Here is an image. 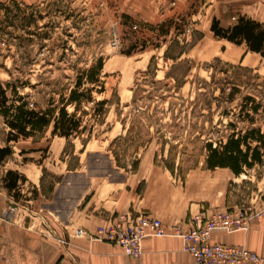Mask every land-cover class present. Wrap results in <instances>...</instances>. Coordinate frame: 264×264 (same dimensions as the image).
<instances>
[{"label":"rangeland","instance_id":"374dc122","mask_svg":"<svg viewBox=\"0 0 264 264\" xmlns=\"http://www.w3.org/2000/svg\"><path fill=\"white\" fill-rule=\"evenodd\" d=\"M13 2L18 3L22 11ZM0 3L3 5L0 6L1 82L18 79L22 83L30 82L35 88L28 87L22 91L23 94L44 107L54 87L63 89L73 85L75 67H89L103 57L106 93L95 95V98L116 103L117 95L120 102L109 107L105 123L97 127L87 145H83L81 139H74L73 145L66 147L67 141L54 136L51 129L41 138L12 144L15 155L3 167L18 171L26 179L15 193V202L20 204L21 215L26 218L28 226H32L34 233L50 237L51 228L62 234L60 222L50 210L53 208L52 194L58 184L64 183L68 172H83L94 177L112 176L115 179L114 171L120 168L115 152L122 156V166H126L121 168L124 169L122 172L134 171L130 160L124 156L125 149L131 152L129 145L122 142L113 144L116 138L126 134L117 111H124L123 118L128 117L134 108L128 105L132 104L137 85L151 81L148 67L153 58L158 69L156 80L168 84L170 92L165 94L166 101L158 97L145 101L147 105H152L148 117L162 119L164 123H172L173 119L181 117L185 124L190 123L191 128L194 127V132L188 130L185 139L174 143L169 137H172L171 131L176 133V129L159 134L156 128L152 129L155 139L139 150L137 159L154 152L156 164L180 178L204 163L205 157L199 154L201 145L193 144L194 137L204 133L202 140L210 137L216 141L219 136L226 135L227 123L235 119L233 116L222 117V113H238L242 97L260 95L256 85L264 81L263 59L255 63L259 72L253 69L244 72L233 69L238 65L212 57L214 52L221 53L224 49H228L233 57L239 54L214 39L211 32L213 19L224 15L222 0H0ZM125 15L132 21L125 22ZM225 15L227 17L228 13L225 12ZM30 20L31 26L24 29ZM171 20L176 21L175 24L162 28V24ZM195 31L202 33L203 39L183 56L191 63V71L185 86L176 92L173 82L166 81V74L175 62L167 60L165 52L176 41L183 44L197 38ZM142 47H146L145 50H141ZM128 50L134 51V55L122 54V51ZM257 75H260L258 82ZM238 77L242 78L239 81L247 84L236 95L233 104L226 103L220 99L219 89H224L225 95L229 94L233 86L228 82L237 81ZM143 87L153 92L150 86ZM154 94L161 96L159 92ZM202 94L208 95V106L200 104ZM212 97L219 98V101L211 100ZM195 99L200 100L198 106L190 107L186 103ZM171 104L176 105L175 114L169 110ZM72 110L69 108V111ZM201 113L206 117L199 116ZM128 119L134 120L133 117ZM259 122L256 125H260ZM239 127L246 125L239 124ZM2 129L0 125V141ZM188 132L196 134L189 140ZM163 135H167V144L160 139ZM83 139L87 140V135ZM74 181L79 183L81 179L75 178ZM228 200L230 207L263 208L264 167H256L242 175L230 187Z\"/></svg>","mask_w":264,"mask_h":264},{"label":"crops","instance_id":"0c3cea01","mask_svg":"<svg viewBox=\"0 0 264 264\" xmlns=\"http://www.w3.org/2000/svg\"><path fill=\"white\" fill-rule=\"evenodd\" d=\"M222 5L224 15L216 19L225 28L242 17L264 24V0H222ZM214 39L239 54L233 57L224 49L214 52L213 58L259 72L255 63L264 60L260 54L250 51L246 44ZM4 168L1 178L8 171H16ZM118 169L114 171L115 179L68 172L64 183L56 186L50 212H54L62 235L70 242L67 249L51 236L32 232V226L21 215L20 204L15 202V190L0 186V264H195L184 251V239L178 236L146 238L143 255L134 259L125 256L118 246L91 241L87 235L79 237L77 231L93 233L112 216L139 212L160 219L167 227H180L197 215L232 208L228 203L230 187L240 178L229 169H206L204 163L180 178L158 166L154 152L140 157L138 169L133 172ZM74 177L81 181L77 183ZM212 242L245 246L264 264V212L248 232L216 231Z\"/></svg>","mask_w":264,"mask_h":264},{"label":"trees","instance_id":"16d2710c","mask_svg":"<svg viewBox=\"0 0 264 264\" xmlns=\"http://www.w3.org/2000/svg\"><path fill=\"white\" fill-rule=\"evenodd\" d=\"M13 4L19 11H22L18 3L13 2ZM0 6H3L2 3H0ZM124 19L125 22L132 21L126 15ZM175 22L171 20L167 24L164 23L162 28L173 25ZM31 24L32 21L30 20L24 26V29L30 27ZM211 32L219 40H226L236 45L246 44L250 51L258 53L264 58V24L242 17L236 24L225 28L221 26L218 19L214 18ZM195 33L198 37L191 42L182 44L176 41L165 52L166 59L175 62L171 71L166 74V81L173 82V89L176 92L185 86L186 78L191 71V63L183 56L191 52L203 39L202 33L198 31H195ZM145 48L142 47L141 50H145ZM122 54L133 56L134 51H122ZM216 60L221 61L218 58ZM154 61L155 58L151 60L148 67L151 81H144V84L137 85L134 90L132 104L128 105V107H134L128 114V117H133L134 120L129 121L128 117L123 118L124 111L120 109L117 111L126 134L123 137L116 138L113 144L116 145L122 142L129 145L131 152L129 153L125 149L124 156L126 160H130L131 168L134 171L138 169L140 163V159H137L139 150L155 139L151 133L152 129L156 128L158 134L165 130L167 132L170 129H176V133L171 131L172 137L169 138L174 143H180L181 140L186 138L185 132L194 128H191L190 123L185 124L181 117L173 119L172 123H164L162 119L148 117V111L152 105H147L145 101H153L156 97L166 101L167 96L165 94L170 92L168 84L156 80L158 69ZM104 67L103 57H99L89 67L82 69L75 67L76 77L73 85L63 89H58L57 86L54 87L55 89L44 107L32 101L29 95L23 94L22 91L26 88H35L30 82L22 83L19 79L10 82L0 81V125L3 126L0 142L4 144L0 143V176L1 168L15 155L12 144L21 140L41 138L49 129L52 130L54 136L67 141L66 147L72 146L74 139H81L83 145H87L91 141L97 127L105 123L109 107L113 104H120L117 95H115L116 103L108 99L97 100L95 98V95L106 93V83L103 76ZM233 69L244 72L250 70V68L242 66L233 67ZM240 78L238 77L237 81L234 80L232 83L228 82L233 86L229 94L225 95L224 89H219L221 100L230 104L235 102L236 95L247 84V82L242 83V81H239ZM256 79L258 82L260 76L257 75ZM204 84L207 85L205 81ZM143 85L150 86L153 92H148ZM256 86V90L260 95L258 97L256 95L242 97L238 105V113H234V111L222 113V117L231 118L233 116L235 119V121L231 120L227 123L226 135L219 136L216 141L210 137L202 140L204 133H199V136L194 137L193 144L201 145L199 154L205 157L204 167L206 169L225 168L229 169L236 177H241L256 167H264V90L260 91L258 88H264V81ZM155 92L161 93V96L155 95ZM201 96L203 100L200 104L208 106V95L202 94ZM213 99L215 98L212 97L211 100ZM218 99L215 100L219 101ZM199 101V99H195L186 103L192 107L193 105L198 106ZM175 107L174 104L169 107L173 114L176 112ZM69 108L73 110L69 111ZM199 116L206 117L202 113ZM188 117L189 113L187 112L186 118ZM258 121H260V125H256ZM239 124H245L246 127H239ZM193 132L192 129L191 133ZM188 134L190 133L188 132ZM195 134H190L189 140ZM85 135H87V140L83 139ZM210 135L211 133L206 136ZM166 138L167 135H163L160 139H163V142L167 144ZM114 155L118 167L126 168L121 164L122 156L117 152ZM24 181H26L25 177L20 175L18 171H8L3 178L0 177V186L10 192L15 190L16 193L20 189V183Z\"/></svg>","mask_w":264,"mask_h":264},{"label":"built area","instance_id":"2783aa9c","mask_svg":"<svg viewBox=\"0 0 264 264\" xmlns=\"http://www.w3.org/2000/svg\"><path fill=\"white\" fill-rule=\"evenodd\" d=\"M264 208L234 206L212 214H200L180 227H167L148 213H124L112 216L107 224L95 232L78 230L77 236L87 235L91 241L106 242L118 246L130 258L143 255L142 243L148 237L178 236L184 239V251L195 264H260L262 258L245 246H231L212 242L216 231L248 232L254 221L262 217ZM50 235L64 249L69 240L52 231Z\"/></svg>","mask_w":264,"mask_h":264}]
</instances>
